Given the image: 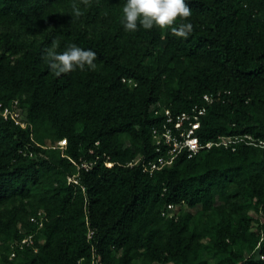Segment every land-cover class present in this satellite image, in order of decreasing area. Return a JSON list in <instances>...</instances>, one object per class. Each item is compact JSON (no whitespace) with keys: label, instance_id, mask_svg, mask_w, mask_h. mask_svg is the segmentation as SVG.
Listing matches in <instances>:
<instances>
[{"label":"trees","instance_id":"16d2710c","mask_svg":"<svg viewBox=\"0 0 264 264\" xmlns=\"http://www.w3.org/2000/svg\"><path fill=\"white\" fill-rule=\"evenodd\" d=\"M68 1L0 0V264H264L263 150L142 166L159 157L151 131L164 112L189 113L205 95L200 143L264 141V0H186V39L126 32L127 0H89L78 18ZM53 41L58 53L93 50L96 69L55 76L43 59ZM14 102L24 129L1 116ZM28 235L34 247H12Z\"/></svg>","mask_w":264,"mask_h":264},{"label":"built area","instance_id":"2783aa9c","mask_svg":"<svg viewBox=\"0 0 264 264\" xmlns=\"http://www.w3.org/2000/svg\"><path fill=\"white\" fill-rule=\"evenodd\" d=\"M214 100L213 95L203 96V102L205 105H210ZM195 106L189 113H182L180 115L173 116L168 111L164 112V122L161 128H153L151 136L155 145V152L159 154V157L152 161L143 163V171L148 174H153L163 170L166 167L172 165L173 161L180 155L184 154L187 158L199 154L202 151H208L212 147L222 146L224 148H230L231 151H235V145L243 144L247 147H253L264 151V141L254 139L252 136H234V137H220L218 142H207L202 144L199 142L196 132L200 129L201 118L206 113V106ZM1 116L4 120L10 119L16 126L24 129L26 125L22 122V114L17 108V103L14 102L10 108H4L1 112ZM66 146V141L62 140L56 143V148L63 150ZM31 156V155H30ZM140 160H136L130 163L128 166H134L139 163ZM84 167V166H83ZM69 183L76 184L75 177L67 178ZM173 206H168L169 212L173 211ZM168 217L173 216L172 213L167 214ZM45 219V213L37 212L35 215L29 218V223L36 227V230L43 228ZM91 232H88L87 239L91 238ZM13 248L22 250L23 248L34 247V235H28L21 240L12 244ZM36 252V250H34ZM14 257V253L10 258ZM79 264H83L79 262ZM89 264H102L94 254H92Z\"/></svg>","mask_w":264,"mask_h":264},{"label":"clouds","instance_id":"9594fccd","mask_svg":"<svg viewBox=\"0 0 264 264\" xmlns=\"http://www.w3.org/2000/svg\"><path fill=\"white\" fill-rule=\"evenodd\" d=\"M85 5L89 0H82ZM75 17L83 13L76 3L71 5ZM192 15L186 0H127L122 9L121 24L126 32H136L138 26L145 30L153 27L161 29L171 28L173 35L187 38L193 31L192 23L187 21ZM177 21H181L177 25ZM58 44L45 49L43 59L48 64L50 71L57 77L79 69L84 71L96 69L97 54L91 49H83L76 44H68L62 53L56 51Z\"/></svg>","mask_w":264,"mask_h":264},{"label":"rangeland","instance_id":"374dc122","mask_svg":"<svg viewBox=\"0 0 264 264\" xmlns=\"http://www.w3.org/2000/svg\"><path fill=\"white\" fill-rule=\"evenodd\" d=\"M68 3H69V5H72L73 3H76L77 5H81V4H83V3H82V0H69ZM182 210H183V211H187V212H189V213H191V214H195L198 210H200V208L197 207V208H194V209L188 210V209H186L185 207H183ZM250 214H251V213H250Z\"/></svg>","mask_w":264,"mask_h":264}]
</instances>
